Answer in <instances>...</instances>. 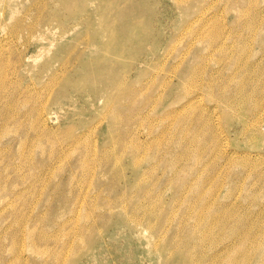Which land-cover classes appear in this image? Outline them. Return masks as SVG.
Wrapping results in <instances>:
<instances>
[{"label":"rangeland","instance_id":"374dc122","mask_svg":"<svg viewBox=\"0 0 264 264\" xmlns=\"http://www.w3.org/2000/svg\"><path fill=\"white\" fill-rule=\"evenodd\" d=\"M116 4L118 28H138L101 60L103 0H0V264H190L197 227L213 231L192 264H264V108L254 140L209 92V66L245 45L264 66V0ZM216 29L229 45L209 60ZM216 111L236 153L209 172Z\"/></svg>","mask_w":264,"mask_h":264},{"label":"bare ground","instance_id":"6f19581e","mask_svg":"<svg viewBox=\"0 0 264 264\" xmlns=\"http://www.w3.org/2000/svg\"><path fill=\"white\" fill-rule=\"evenodd\" d=\"M103 2H104V5L106 3L107 5L109 4V6H111L110 7L111 8L110 14L113 16V20L111 18L109 19L105 14L103 15L104 16L103 17V20H104L103 23H104V26L106 27L105 36L108 38V40H107V43L104 44V45L102 44V46H100L101 42L95 41L96 42L95 44L97 46L99 45V47H102L101 51H102L103 55H101V60H104L106 58H113V57L122 56V54L124 53V49L122 47V44L119 43V42L122 41V43L124 45V43L126 42L124 35H126L128 32L136 31L137 28H138V21H136V20H134V21L132 20V23L129 24L128 26H125L123 28H121V27L118 28L119 22H122V21L119 19L120 11H119V7H117V4H116L117 0H114V1L113 0H103ZM244 12H246V11H244ZM116 13L118 14V20H117L116 17L114 18V15ZM243 18H244V16H243ZM236 26H237V24H236ZM210 40L212 42H211V44H209V60H211L214 57V54L216 53V51H220V48H223V47L229 45L228 36L224 32H222L221 30H219V29H216L215 32H213V34L210 37ZM86 41H87L86 43L90 45L91 39H90V41L89 40H86ZM95 44H92V46L90 45V47H95V46H93ZM86 51H87V49H86ZM247 51H249V47L247 45H245V46L241 47V49H239L235 53L234 60H230L229 62H220L215 67H210L209 66V69L211 70V72H209V92L212 95H216L217 94L219 96V98L222 100V104H220L221 108H219L220 109V113L221 114L222 113H227V115L229 117L235 118L238 121V124H242L244 126L243 127L244 129H246V128L251 129L250 130V135H252L254 140H256V139H258L256 137L257 132H259L261 130V128H259V131H258L257 118H258V114L260 113V111L264 108V78L262 80H259V77H260L259 76L258 79L256 80V76L258 74H263L264 73V66H262L261 63H260L261 59L260 58L257 59L254 56L253 53L248 55V56H246V54H247L246 52ZM68 64L69 63H66L65 65L68 66ZM192 74H193L192 78H198L199 74H201V73H199V70L198 71L195 70ZM124 81H125V79H123V78L122 79L120 78L117 81H111L110 85L105 89V90L111 89L112 91H116L118 93V98H115V100H114L115 102L116 101L119 102L121 99L127 97V93L124 90ZM256 81H258L257 84H256ZM259 82H260L261 86L258 88L257 85L259 84ZM53 84H54V82H53ZM53 86H55V85H53ZM53 86H51V88L49 89L50 91L54 88ZM29 102H31V101H29ZM107 102H108V104H106V105H107V108H108V106L112 105L113 100L110 99ZM46 111H47L46 107H43V105L40 107V109L37 108L36 116L38 115V119L37 118L36 119H37V121L39 123L42 122L44 125L47 126L48 125V117H49L50 114L48 116H46L45 115ZM237 113H239V116L235 117V114H237ZM230 114H233L234 117L231 116ZM39 116H40V119H39ZM217 117H219V114H217V111L209 114L210 128L213 129V132L212 133L209 132V135H213V134L216 135V140L211 139L209 141V153H211V155L213 156V159L212 158L209 159V172L213 169L214 165H217V162L219 160H223V159H227L228 158L230 160V162H233V160H234L233 159V155H235V153H236V152H234L233 154H230L229 157H226L227 156L226 153H223V148L225 146V142H224V137L221 138V136H219L218 133L216 132V122H215V120H216ZM49 120H50V117H49ZM34 123H35V121H34ZM117 124H118V119H117V117H114L112 119L111 126H115ZM174 127H175V125H174ZM111 131H112V129L110 130V132ZM35 134H36V132H35ZM167 135L168 134H166V136ZM188 135H189V133H188ZM260 135L262 136L261 133H260ZM196 136L197 135H195L194 137L196 138ZM41 138H42V136H41ZM163 138H164V135H163ZM181 139L183 140V138H181ZM258 140H260V139H258ZM156 141H158V140H156ZM24 142H26V141H23V143ZM162 142H159V143H162ZM33 143H34V141H33ZM184 144H185V142H184ZM158 145H156V146H158ZM25 146H26V144H25ZM25 146H24V148L23 147L22 148L25 149L26 148ZM40 146L41 145H39V147ZM153 146H154V144H153ZM159 146H161V144ZM250 147H251V149H253V151H256L257 149H259L258 143H253ZM135 148H137V147H135ZM183 148H184V146H183ZM139 150H141V149H139ZM24 152H22V153L24 154ZM89 153H91V152H89ZM230 153H232V152H230ZM63 154L64 153L62 152V155ZM250 154H251L250 152H244V156L246 158L247 157H251L252 154L251 155ZM116 155H117V153L114 154V157H116ZM63 157H65V156H63ZM116 160L119 161V159L117 157H116ZM245 160H247V159H245ZM195 164H196V162H195ZM86 165L83 166V167L85 168ZM90 171L91 170H89L88 172H90ZM188 185H190V184L188 183ZM143 211H144L146 216H152L154 214L153 211H148L146 208H144ZM216 222H219V220H216ZM138 225H140V224H138ZM149 226L152 227V225H149ZM210 231H213V230L211 228H209V231H208V230H204L203 228H198L197 227L196 230H194L191 234H189V236L190 235L193 236L192 237L193 241H195V242H193V245L196 246V245L199 244L197 247L199 248V250L201 252V253L199 252V253H197V254H195V255L190 257V259L188 260V262H190V264L194 263V261L198 262V261H201V260L204 259V254L205 253L203 252V244L206 241L209 242V238L208 237H209ZM233 232H234V234H236L237 232H239V229L235 228L233 230ZM230 249H231V247L229 248V250ZM185 264H186V262H185Z\"/></svg>","mask_w":264,"mask_h":264}]
</instances>
